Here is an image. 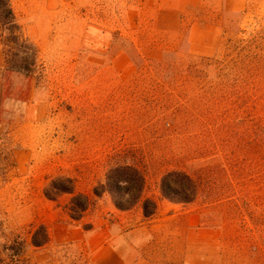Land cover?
I'll use <instances>...</instances> for the list:
<instances>
[{
  "label": "rangeland",
  "instance_id": "374dc122",
  "mask_svg": "<svg viewBox=\"0 0 264 264\" xmlns=\"http://www.w3.org/2000/svg\"><path fill=\"white\" fill-rule=\"evenodd\" d=\"M12 5L39 49L41 72L28 102L15 106L22 116L8 149H0L1 159L13 154L0 179V264H264V0ZM178 52L218 59L226 81L234 69L255 70L252 81L241 80L237 111L227 87L220 129L212 118L204 129L191 123L195 100L171 70L157 69ZM0 53L1 84V45ZM175 110L182 120L169 124L164 118ZM116 154L147 170L145 196L159 202L154 218L145 220L141 205L121 212L104 195L75 222L67 213L71 195L45 196L58 177L92 194ZM176 168L199 174L202 192L192 204L160 193L162 175ZM41 224L50 241L37 248L31 238ZM21 240L23 258H12L5 246Z\"/></svg>",
  "mask_w": 264,
  "mask_h": 264
},
{
  "label": "trees",
  "instance_id": "16d2710c",
  "mask_svg": "<svg viewBox=\"0 0 264 264\" xmlns=\"http://www.w3.org/2000/svg\"><path fill=\"white\" fill-rule=\"evenodd\" d=\"M0 45L5 56V66L1 71L0 84V149L3 150V154L4 149H8V145L11 143L9 130L17 121L16 119L22 116L20 108L16 110L15 106L17 104L22 106L28 102L32 81L38 80L41 72L39 49L23 32L22 26L17 20L12 0H0ZM177 57L178 59L170 66H166L163 62L157 63V69L163 73L166 72L165 69L171 70L173 72L171 77L174 78L176 84L183 85V91L190 94L195 100L197 113L191 118V123H194L199 129H204L212 118L213 124H216L215 127L220 129V124L224 122L222 109L223 101L228 94L227 87L233 89L230 99L237 111L238 108H241L239 106L242 99V91L239 90L241 80L252 81L255 70L252 67H246L245 70L242 69V72L238 73L234 69L228 74L230 77L226 81L225 69H222V72L219 71L220 63L216 58L195 57L194 60L190 58L186 60L179 52ZM186 61H190V64L185 65ZM144 68L142 66L140 70L143 71ZM15 79L21 82L19 87H15L13 83ZM254 86L253 82L249 84L246 92L248 95L249 92L254 91ZM243 96L248 99L245 94ZM7 99L11 100L9 106L6 103ZM179 113L181 114V111L175 110L164 119H168L169 124L175 123L179 119L182 120ZM260 151L264 156L263 145ZM6 155L11 161L13 154ZM7 156L1 159L0 155V179L3 181L10 166V163H6ZM123 158L120 154H116L114 158L116 162L108 170L105 180L93 188L92 194L78 192L73 178L58 177L46 189L45 196L51 201H57L62 195H71L67 213L70 219L75 222H80L83 219L94 198L99 199L104 195L110 196L117 210L128 212L141 205L144 218L152 219L158 212L159 204L154 197L145 196L147 170L144 166L141 167L136 162L128 163ZM1 161H5V164ZM197 175L199 174L190 173L181 168L165 172L160 181L162 197L177 204L194 203L202 192L201 182ZM34 227L37 229L32 235L31 244L37 248L44 247L50 241L49 231L43 224ZM26 244L21 240L5 247L12 258H23Z\"/></svg>",
  "mask_w": 264,
  "mask_h": 264
},
{
  "label": "crops",
  "instance_id": "0c3cea01",
  "mask_svg": "<svg viewBox=\"0 0 264 264\" xmlns=\"http://www.w3.org/2000/svg\"><path fill=\"white\" fill-rule=\"evenodd\" d=\"M3 66V59H2V56H1V53H0V69L2 68ZM90 194V193H89ZM159 204V202H158ZM142 208V207H141ZM159 210V209H158ZM130 212V211H128ZM124 213H127V212H124ZM158 213V212H157ZM157 215V214H156ZM145 220H150V219H145ZM125 264H129L128 260L125 261Z\"/></svg>",
  "mask_w": 264,
  "mask_h": 264
}]
</instances>
